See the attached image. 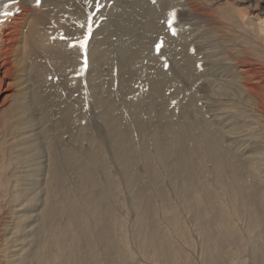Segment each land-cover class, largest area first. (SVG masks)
Returning a JSON list of instances; mask_svg holds the SVG:
<instances>
[{"label":"bare ground","instance_id":"bare-ground-1","mask_svg":"<svg viewBox=\"0 0 264 264\" xmlns=\"http://www.w3.org/2000/svg\"><path fill=\"white\" fill-rule=\"evenodd\" d=\"M95 3L0 0V264H264V0Z\"/></svg>","mask_w":264,"mask_h":264},{"label":"rangeland","instance_id":"rangeland-1","mask_svg":"<svg viewBox=\"0 0 264 264\" xmlns=\"http://www.w3.org/2000/svg\"><path fill=\"white\" fill-rule=\"evenodd\" d=\"M154 38V35L151 37V40ZM110 40V39H109ZM108 41V40H107ZM107 45H108V47H111V45H110V43L109 42H107ZM103 47H105L106 48V46H103ZM106 50V49H105ZM111 52V51H110ZM110 54V53H109ZM108 54V56H110ZM109 58V57H108ZM109 60V59H108ZM112 60V59H111ZM109 63V64H108ZM117 64V62L116 61H114V63H113V60L111 61V64H110V61H108L107 62V66L106 67H108V68H106L105 66L103 67V69L104 70H108V71H110L111 72V74H110V76H109V74L108 75H102L103 76V78H104V81H103V79L101 80V81H103L104 83H105V87H106V89H107V85H109V84H112L111 86H110V91H111V93H110V91L109 92H107V94L109 93V95L111 96V97H115L116 96V94H118V91H117V87H119V85L121 84V81H122V79L119 81V79L120 78H122L121 76H117L116 74V72H117V70L116 69H113V68H115V67H113V65H116ZM110 65V66H109ZM106 68V69H105ZM106 70V71H107ZM115 70V71H114ZM113 71V72H112ZM135 74H131V76H130V81H129V79L126 77V76H123V77H125L124 79H127V81H124L123 83H124V85H122V87H124V89H122L123 90V93H125V94H120V95H122V96H124L125 98H127L128 100H130L131 98L133 99V101H136V102H138V103H140V99H141V93H140V89L138 88V87H140V79H141V74L139 73V72H134ZM137 73V74H136ZM102 74V73H101ZM115 74V75H114ZM114 75V77H112ZM134 75H136V77H134ZM137 75H138V77H137ZM118 79H117V78ZM134 77V78H133ZM106 78V79H105ZM113 78V79H112ZM136 78L138 79V80H136ZM107 79H111V80H113L112 82H107L108 80ZM117 79V80H116ZM135 79V80H134ZM133 80V81H132ZM137 81H139L138 83H137ZM115 83V84H114ZM120 83V84H119ZM131 83H133V84H131ZM114 84V85H113ZM128 86H127V85ZM116 85V86H115ZM130 85V86H129ZM133 85V86H132ZM135 85H136V87H135ZM129 87V88H131V89H129V88H127V89H129V90H127L126 89V87ZM134 87V88H133ZM136 88H138V89H136ZM127 91H126V90ZM133 89V90H132ZM114 90V91H113ZM135 91L136 92V95L138 96V98H137V96L136 95H133V93H132V91ZM113 91V92H112ZM128 91H129V94H128ZM131 91V92H130ZM115 92V93H114ZM135 92H134V94H135ZM114 93V94H113ZM138 93V94H137ZM140 93V94H139ZM131 94H132V97H131ZM113 95V96H112ZM131 98H130V97ZM134 96V97H133ZM136 96V97H135ZM130 98V99H129ZM136 99V100H135ZM130 101H132V100H130ZM140 108V107H139ZM141 112V109H139V113ZM122 115H124L125 116V112H123L122 111ZM123 119V118H122ZM132 119H134V118H132ZM130 120L129 118H126V119H123L124 121H126V124L128 125L127 126V128L130 130L129 131V133L131 134V135H129V139H130V141H132L133 142V144L136 146V148H135V151L136 150H138L139 148H140V133H139V131H138V127L140 128V124L139 125H137V122H136V120L134 119V121L133 120ZM86 120H88V119H86ZM129 120V121H128ZM133 121V122H132ZM139 121H140V119H139ZM134 124V125H133ZM132 126H134V128L132 127ZM123 127V126H122ZM122 127H120L121 129H123ZM103 127L101 126V125H97V128L96 129H102ZM131 128V129H130ZM95 129V130H96ZM137 129V130H136ZM136 130V131H135ZM100 132V131H99ZM99 132H97V134H98V136H99V141L98 142H100V145H102L101 147L103 148V146L105 145V143L106 142H108V140H107V137H105L106 135L104 134V131H103V129L101 130V132L99 133ZM136 134H135V133ZM139 133V134H138ZM102 134V135H101ZM104 136V137H103ZM134 138H133V137ZM131 137V138H130ZM138 137V138H137ZM102 138V139H101ZM136 138V139H135ZM97 139H98V137H97ZM101 140V141H100ZM104 140H105V142H104ZM107 140V141H106ZM137 141V142H136ZM139 142V143H138ZM107 144V143H106ZM108 145V144H107ZM137 145H138V147H137ZM138 148V149H137ZM137 153L139 152L140 153V151L138 150V151H136ZM138 153V154H139ZM137 157H139V156H137ZM141 157V156H140ZM139 157V158H140ZM140 159H142V157L140 158ZM156 163L154 162V165H155ZM155 166H157V165H155ZM156 169H157V167H155ZM138 169V170H137ZM135 172H136V174H138L139 173V171H140V169L139 168H136L135 170H134ZM138 171V172H137ZM170 177L173 179L174 178V176H175V173H174V171L170 168ZM100 175L102 174V172H98ZM141 176L142 174L141 173H139L138 174V176ZM113 178H114V176H113ZM135 185H136V187H135ZM141 186V184H131V186H133V188H132V191H134L135 192V190L136 191H139V192H141V190H140V188H138V186ZM120 187L119 188H123V186L122 185H119ZM134 189V190H133ZM72 192H73V190H72ZM74 194V193H73ZM157 201V200H156ZM155 201V203L156 204H159V202L157 201L156 202ZM197 251V254H199L200 253V251H199V249H197L196 250Z\"/></svg>","mask_w":264,"mask_h":264},{"label":"snow or ice","instance_id":"snow-or-ice-1","mask_svg":"<svg viewBox=\"0 0 264 264\" xmlns=\"http://www.w3.org/2000/svg\"><path fill=\"white\" fill-rule=\"evenodd\" d=\"M91 2V0H90ZM37 4H39V0H37ZM103 5L100 3V0H96V3H95V8H96V11H99L101 9ZM18 11V9H17ZM3 16H11V15H14V13L12 12H4L2 13ZM95 15V13L89 15L87 17V29H86V32L84 33L83 35V38L81 40H79L77 43H78V46L80 49L84 50L85 52L87 51V44H88V41L93 33V16ZM170 16L171 17H175V13H170ZM173 23L174 21L172 19H170L168 21V27L172 30V34L175 35V28L173 27ZM81 28H84V25H80ZM62 39H64L65 37H61ZM72 47H75L77 46L76 43L70 45ZM156 49H157V52L159 53L160 49H161V44H157L156 45ZM87 61L85 59V65H86Z\"/></svg>","mask_w":264,"mask_h":264}]
</instances>
